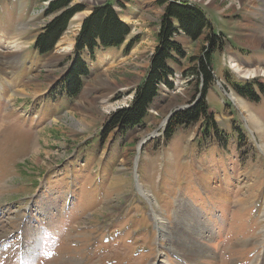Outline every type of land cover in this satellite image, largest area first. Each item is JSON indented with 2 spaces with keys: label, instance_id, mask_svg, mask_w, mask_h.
Instances as JSON below:
<instances>
[{
  "label": "rangeland",
  "instance_id": "374dc122",
  "mask_svg": "<svg viewBox=\"0 0 264 264\" xmlns=\"http://www.w3.org/2000/svg\"><path fill=\"white\" fill-rule=\"evenodd\" d=\"M53 1L58 0H0V126L6 125L0 129V264H20L21 255L22 264H216L218 259L219 264H264V242L259 243L264 239V78L242 79L230 66L236 58L242 67L264 68V38L261 49L248 44L254 27H264L256 14L264 13V0H244L243 6L239 0H169L202 8L213 32L223 34L207 95L223 138L204 135L199 122L180 129L164 146L160 129L140 157L139 144L164 127L175 108H188L199 87V80L183 76L194 64L177 67L174 89L161 87L145 126L126 134L115 130L107 140L102 136L108 119L131 104L149 69L165 8L158 0H72L69 8L81 5L84 11L72 18L54 50L40 57L36 37L64 11L47 17ZM105 3L114 6L138 41L129 53L130 38L120 49L96 51L81 92L68 99L56 85L69 72L84 19ZM21 27H27L20 36L24 48L11 69L4 56L17 49L12 38ZM208 34L177 42L189 57L200 56ZM70 40L72 49L58 59ZM234 85L252 88L255 96L240 95ZM246 110L262 130L246 119ZM139 183L156 197L153 208L173 228L179 213L187 212L184 202H192L209 226L199 240L210 236L213 244L220 243L217 259H180L169 238L160 237ZM216 186L227 200L213 195ZM25 218L31 223L24 224ZM160 246L167 256L163 262Z\"/></svg>",
  "mask_w": 264,
  "mask_h": 264
},
{
  "label": "trees",
  "instance_id": "16d2710c",
  "mask_svg": "<svg viewBox=\"0 0 264 264\" xmlns=\"http://www.w3.org/2000/svg\"><path fill=\"white\" fill-rule=\"evenodd\" d=\"M71 3L72 0L53 1L46 9L47 17L64 11L42 28L36 37L34 49L40 57L54 50L72 18L84 11L81 5L69 8ZM158 4L164 7L165 11L161 17L157 45L149 69L134 90L131 104L116 111L108 119L102 136L107 140L115 130L126 134L136 127L145 126L161 87L165 85L169 89H174L171 81V77L176 73L174 65H182V59L187 56L184 47L177 42V36L183 33L194 42L201 38L205 31H209L203 53L200 56L188 57L190 64L194 65L183 74L189 80L190 78L199 80L197 95L188 108L175 113L170 119L162 135V142L164 146H168L180 129H187L199 122L202 123L204 135H213L216 140L221 139L222 131L215 115L209 109L207 95L214 82L213 54L223 46V38L213 32V24L202 8L169 0H158ZM131 34V26L122 20L112 4L105 3L93 8L91 14L84 19L76 38L69 72L57 83L55 90H60L68 99H76L82 90L83 80L90 75L88 60H95L96 51L120 49L130 38L125 49L126 53H129L138 41V37L132 38ZM234 89L244 97L255 96L254 90L248 86L234 85Z\"/></svg>",
  "mask_w": 264,
  "mask_h": 264
},
{
  "label": "bare ground",
  "instance_id": "6f19581e",
  "mask_svg": "<svg viewBox=\"0 0 264 264\" xmlns=\"http://www.w3.org/2000/svg\"><path fill=\"white\" fill-rule=\"evenodd\" d=\"M243 1L244 0H239L238 4L243 6ZM96 4H99V3L95 2V5ZM249 5L252 9H255L256 7H258L256 4H253V5L249 4ZM262 10H264V9H262ZM256 14L259 15L264 20L263 11L262 12L259 11ZM254 28H255V30H257L256 34L252 35L253 37L251 39H249L248 44L250 46L261 49L263 45H261V43L259 41L261 38H264V27L263 28L254 27ZM26 30H27V27H25V28L21 27L20 28L19 33L16 34V36L12 38V44L17 49L15 51L9 52V54L4 56V62L11 65V69L14 68V64L19 63V55H20V52L22 51V49L24 48L23 46L21 47V45L19 44L21 41L20 36H22ZM65 41H67V38H65L63 40V43ZM68 43H69V45L67 48H64V49L62 48V50H59V52H57L56 57L58 59H61L64 57V55H63L64 51L67 52V51H70L72 49L73 44H74L73 41L70 40V42H68ZM241 65L242 64H240L236 58L230 59L231 68L234 70V72L240 78H242V79H252V78H256V77H263L264 78V68L260 67V68L248 69V68L242 67ZM229 97L233 100V102L236 105H239L240 107H242L244 109V106L241 105V103L238 101V99L235 96L229 95ZM104 98H106V97H104ZM105 100L106 99H102V102H106ZM244 112L247 114V115H245L246 119L248 121L251 120V122L256 124L257 127L260 130H262L261 122L254 116V114H252L249 110H246ZM165 122L166 121L164 120L162 125L166 124ZM4 124H5L4 122L1 123L0 129H2V127L6 126ZM136 162H137V159H135V167H136ZM209 178L211 179L210 175H209ZM209 178H207V179H209ZM206 182H208V181H206ZM114 184L117 185L116 183H114ZM206 184L208 185L209 183H206ZM137 189H138L139 193L141 194V196L147 202H149V204H151V207H152L151 216H152V219L154 220V222L156 224L157 230L160 233V237L161 238H164V237L169 238V240L171 242L170 244L174 248L175 252L176 251L179 252L177 255L180 259L185 260L186 262L187 261H197L198 263H201L200 260L205 259V258L209 259V260L217 259V257H218L217 254H218L220 243L218 241V242H216V244H213L212 241L210 240V236L208 237V240H206V239L199 240L200 236L204 233L203 230H206L209 226H205V222L203 220L202 214L198 212L199 210L193 205L192 202H190V201L184 202L182 207H184V209L186 208L187 212L179 213L178 225L176 228H173L170 225L169 221L166 218H164L163 216H161L160 214H158L156 212V210L153 208V207H157L158 202L156 201L157 200L156 197L151 195L150 192L147 191L143 187V185L140 183L137 184ZM213 195L216 196L218 199H225L226 198L225 190H223L221 187H217V186L213 187ZM226 200H227V198H226ZM193 216H196V219ZM262 216L264 217V212H263ZM30 223H31V221L29 220V222L27 224H30ZM263 234H264V231H263ZM263 242H264V239L262 240V242H259V243H263ZM21 243H22V245H26L25 244L26 242L23 240H21ZM231 246L237 247V246H239V243H234ZM163 247L164 246H160V250H159L158 256L160 258V262H163V260H165V258L167 257L165 252L162 251ZM261 259L262 258L259 257V261ZM218 260L216 261V264H219ZM75 262H76V264H79L77 261H75ZM153 264H156V263H153Z\"/></svg>",
  "mask_w": 264,
  "mask_h": 264
},
{
  "label": "water",
  "instance_id": "95a60500",
  "mask_svg": "<svg viewBox=\"0 0 264 264\" xmlns=\"http://www.w3.org/2000/svg\"><path fill=\"white\" fill-rule=\"evenodd\" d=\"M187 106H188V105H186L185 107H187ZM185 107H184L183 109H185ZM180 110H181V108H175L173 111H171V112L167 115L165 126L162 127V128H158L157 130L153 131L152 134H150L145 140H143V142H141V143L139 144V146H138V156H137V157H139V155H140V153H141V151H142L144 145L147 143V141H149V140H151V139H153V138L159 136V135H160V134H159V130H160V129H163V132H164V131H165V128H166V126H167V124H168V122L170 121V119L175 115V113L179 112Z\"/></svg>",
  "mask_w": 264,
  "mask_h": 264
},
{
  "label": "crops",
  "instance_id": "0c3cea01",
  "mask_svg": "<svg viewBox=\"0 0 264 264\" xmlns=\"http://www.w3.org/2000/svg\"><path fill=\"white\" fill-rule=\"evenodd\" d=\"M2 1V0H1ZM229 21V20H228ZM229 23H230V25H236V26H239V25H237V23H235V22H230L229 21ZM233 23H235V24H233ZM239 28H241L240 26H239ZM158 27H157V30H156V34H158ZM221 35H223L222 33H221ZM182 38H185V39H188L183 33H180V35H178L177 36V40L178 39H182ZM155 40L157 41V38L155 37ZM189 40V39H188ZM180 43V42H179ZM183 47H184V45H183V42L182 43H180ZM184 49H185V47H184ZM186 50V49H185ZM187 56H186V58H184V59H182V66H185L186 65V67H185V69H187V67L190 65V62H189V53L187 52ZM187 63V64H186ZM175 66V65H174ZM179 66H181V65H176V73L178 72V70H177V67H179Z\"/></svg>",
  "mask_w": 264,
  "mask_h": 264
},
{
  "label": "built area",
  "instance_id": "2783aa9c",
  "mask_svg": "<svg viewBox=\"0 0 264 264\" xmlns=\"http://www.w3.org/2000/svg\"><path fill=\"white\" fill-rule=\"evenodd\" d=\"M13 1H15V0H13ZM178 76V74H176L175 73V75L173 76V77H177ZM179 77V76H178ZM171 80H172V78H171ZM173 81V80H172ZM162 87H166L165 85H163ZM167 88V87H166Z\"/></svg>",
  "mask_w": 264,
  "mask_h": 264
}]
</instances>
